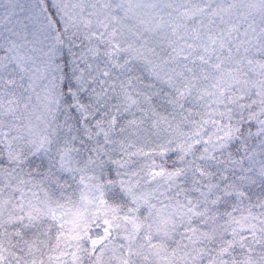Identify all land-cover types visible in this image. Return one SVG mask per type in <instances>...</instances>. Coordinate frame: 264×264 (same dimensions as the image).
I'll list each match as a JSON object with an SVG mask.
<instances>
[{
    "label": "snow or ice",
    "instance_id": "snow-or-ice-1",
    "mask_svg": "<svg viewBox=\"0 0 264 264\" xmlns=\"http://www.w3.org/2000/svg\"><path fill=\"white\" fill-rule=\"evenodd\" d=\"M0 264H264V0H0Z\"/></svg>",
    "mask_w": 264,
    "mask_h": 264
}]
</instances>
